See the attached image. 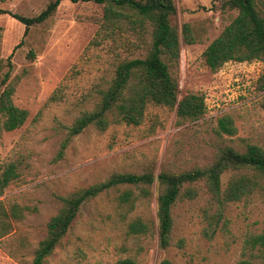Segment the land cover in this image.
<instances>
[{"label":"rangeland","instance_id":"374dc122","mask_svg":"<svg viewBox=\"0 0 264 264\" xmlns=\"http://www.w3.org/2000/svg\"><path fill=\"white\" fill-rule=\"evenodd\" d=\"M52 1L0 0V7L31 17ZM173 1L176 12L170 23L179 34L180 55L168 62L169 70L178 82V99L189 92L201 94L205 113L182 121L175 107L149 104L138 125L87 126L69 140L61 157L57 153L67 126L95 107L116 66L146 55L151 23L121 19L114 25L103 20L104 5L92 0H62L44 21L30 26L0 14V91L13 87V103L28 112L20 127L0 129V167L14 163L18 171L0 195L8 222L0 235V264H32L47 222L62 206L59 197L113 173L156 176L204 167L225 145L240 152L250 144L264 150V61H228L211 70L203 56L237 9L223 7L220 0ZM184 24L190 26L193 43L183 39ZM224 115L233 119V135L216 131ZM235 173H222V189ZM148 187L146 197L139 196V187L123 184L86 200L43 264H115L125 257L141 264L164 258L173 264H264V247L246 242L264 233V190L226 203L222 222L207 238L202 212L210 195L203 181L194 183L197 195L180 196L173 205L172 245L161 249L156 206L162 186L155 180ZM125 189L137 196L133 208L119 201ZM214 209L215 204L210 211ZM136 217L150 222L146 234L128 230Z\"/></svg>","mask_w":264,"mask_h":264},{"label":"trees","instance_id":"16d2710c","mask_svg":"<svg viewBox=\"0 0 264 264\" xmlns=\"http://www.w3.org/2000/svg\"><path fill=\"white\" fill-rule=\"evenodd\" d=\"M62 0L50 2L35 16H23L0 7V14H9L26 26L41 23ZM77 2L79 0H70ZM88 1V0H83ZM104 5L103 20L117 25V21L127 19L140 26L148 20L151 24V43L146 55L121 61L95 107L83 112L69 126L58 150L61 157L69 140L81 133L87 126L94 125L105 130L111 124L141 123L145 109L149 104L175 107L177 117L182 120L200 118L206 110L204 97L189 92L178 99V82L169 70L168 62L177 61L180 55L179 34L170 23V16L176 12L173 0H92ZM223 7L237 9L236 16L223 28L203 51L206 65L216 70L228 61L242 62L264 61V0H220ZM123 9L131 10L128 14ZM183 39L193 43L194 37L188 24L183 25ZM7 77V74H6ZM5 77V78H6ZM5 81V79H4ZM13 87L6 86L0 91V129L14 130L27 119L28 112L16 106L12 101ZM216 131L219 134L233 135L236 132L233 119L224 115L217 120ZM231 169L237 173L230 178L222 189L221 175ZM18 177L17 167L8 163L0 167V195L8 184ZM157 181L162 189L157 196L156 217L158 245L167 249L172 245L171 230L173 219L171 210L180 196L194 198L197 195L194 183L203 181L210 195L209 206L203 208L205 226L202 233L212 238L223 217L222 208L228 202L239 201L256 190H264V150L256 144H250L243 152L225 145L218 149L215 159L204 167L178 172H160L156 176L146 173H113L106 180L79 189L68 196L59 197L62 206L47 222V234L34 251L32 264H43L60 239L68 231L80 206L99 193L119 185L139 187L140 195H149V185ZM131 189H125L119 195L121 203L134 206L137 196ZM215 204V209L211 212ZM1 207V205H0ZM15 215L16 210H12ZM7 212L0 208V235L6 231ZM128 230L134 234H146L150 222L136 217L128 223ZM252 247H264V233L252 235L247 239ZM181 246V243H178ZM115 264H141L135 259L125 257ZM158 264H173L164 258ZM238 264H251L242 260Z\"/></svg>","mask_w":264,"mask_h":264}]
</instances>
